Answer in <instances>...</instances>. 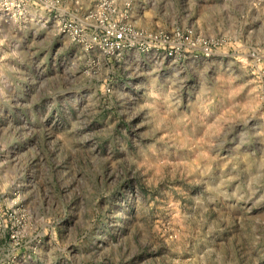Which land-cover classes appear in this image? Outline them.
Wrapping results in <instances>:
<instances>
[{
  "label": "rangeland",
  "instance_id": "1",
  "mask_svg": "<svg viewBox=\"0 0 264 264\" xmlns=\"http://www.w3.org/2000/svg\"><path fill=\"white\" fill-rule=\"evenodd\" d=\"M0 264H264V0L1 14Z\"/></svg>",
  "mask_w": 264,
  "mask_h": 264
},
{
  "label": "built area",
  "instance_id": "2",
  "mask_svg": "<svg viewBox=\"0 0 264 264\" xmlns=\"http://www.w3.org/2000/svg\"><path fill=\"white\" fill-rule=\"evenodd\" d=\"M27 0H0V15L1 14H10L16 9H19L22 5H26ZM116 40L118 42L123 41L127 38L125 32H120L115 34Z\"/></svg>",
  "mask_w": 264,
  "mask_h": 264
}]
</instances>
